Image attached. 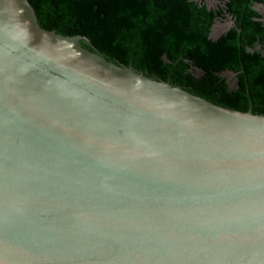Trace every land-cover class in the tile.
Returning <instances> with one entry per match:
<instances>
[{
    "label": "water",
    "instance_id": "1",
    "mask_svg": "<svg viewBox=\"0 0 264 264\" xmlns=\"http://www.w3.org/2000/svg\"><path fill=\"white\" fill-rule=\"evenodd\" d=\"M0 264H264V116L0 0Z\"/></svg>",
    "mask_w": 264,
    "mask_h": 264
},
{
    "label": "trees",
    "instance_id": "2",
    "mask_svg": "<svg viewBox=\"0 0 264 264\" xmlns=\"http://www.w3.org/2000/svg\"><path fill=\"white\" fill-rule=\"evenodd\" d=\"M37 24L81 36L105 60L130 66L214 105L264 116V0H27ZM231 26L209 38L217 18ZM223 72L234 75L229 88Z\"/></svg>",
    "mask_w": 264,
    "mask_h": 264
},
{
    "label": "rangeland",
    "instance_id": "3",
    "mask_svg": "<svg viewBox=\"0 0 264 264\" xmlns=\"http://www.w3.org/2000/svg\"><path fill=\"white\" fill-rule=\"evenodd\" d=\"M194 1L201 2L203 5H205L208 8H216V6L219 5L222 0H194ZM254 10L260 15L262 24L264 25V7L261 5H255ZM230 26L231 23L229 22L228 19L216 20L213 26L211 27V31L209 34L210 39H214L219 34L227 30ZM220 77L225 79V81L228 83V86L230 88L233 80V75L224 72L220 74Z\"/></svg>",
    "mask_w": 264,
    "mask_h": 264
},
{
    "label": "flooded vegetation",
    "instance_id": "4",
    "mask_svg": "<svg viewBox=\"0 0 264 264\" xmlns=\"http://www.w3.org/2000/svg\"><path fill=\"white\" fill-rule=\"evenodd\" d=\"M216 7H217V6H216ZM263 7H264V6H263ZM212 9H215V8H212ZM253 9H254V6H253ZM223 19H228V20H229V18H227V17H225V18H217V19L214 20V22H215L216 20H223ZM214 22H213V24H214ZM229 22H230V20H229ZM260 22L262 23L261 18H260ZM230 23H231V22H230ZM213 24H212V26H213ZM262 25H263V24H262ZM212 26H211V27H212ZM263 26H264V25H263ZM210 31H211V29H210ZM225 31H226V30H225ZM225 31H224V32H225ZM224 32H222V33H224ZM222 33H221V34H222ZM209 34H210V33H209ZM219 35H220V34H219ZM219 35H218V36H219ZM209 36H210V35H209ZM218 36H217V37H218ZM217 37H215V38L212 39V40H215ZM209 38H210V37H209ZM263 50H264V45H263V47H262L261 50H260V52L264 54ZM223 73H224V72H223ZM226 73H229V72H226ZM229 74L233 75L232 73H229ZM233 79H234V75H233ZM232 82H233V80H232ZM231 86H232V84H231Z\"/></svg>",
    "mask_w": 264,
    "mask_h": 264
}]
</instances>
